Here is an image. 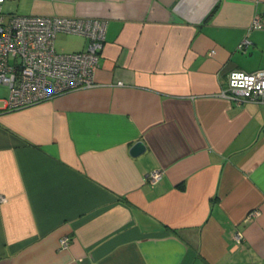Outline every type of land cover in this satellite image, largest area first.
I'll return each mask as SVG.
<instances>
[{
  "label": "crops",
  "instance_id": "1",
  "mask_svg": "<svg viewBox=\"0 0 264 264\" xmlns=\"http://www.w3.org/2000/svg\"><path fill=\"white\" fill-rule=\"evenodd\" d=\"M2 8L106 29L94 87L14 110L0 99V264H264V104L221 94L229 71L264 69L251 28L264 0ZM72 36L67 52L87 48Z\"/></svg>",
  "mask_w": 264,
  "mask_h": 264
},
{
  "label": "built area",
  "instance_id": "2",
  "mask_svg": "<svg viewBox=\"0 0 264 264\" xmlns=\"http://www.w3.org/2000/svg\"><path fill=\"white\" fill-rule=\"evenodd\" d=\"M3 1L0 0V85L8 88L7 109L31 106L97 84L95 72L105 41L104 18L5 13ZM251 28H264V18L255 15ZM58 32L85 36L87 48L57 51L55 37ZM247 42L243 39L238 48H244ZM116 83L121 84L120 81ZM221 94L229 100L264 104V69L229 71L226 88ZM160 177V170L149 174L151 182ZM258 213L251 212L253 215ZM242 237L240 231L232 235L235 243L241 242ZM68 240V237L61 238V247L66 246Z\"/></svg>",
  "mask_w": 264,
  "mask_h": 264
},
{
  "label": "rangeland",
  "instance_id": "3",
  "mask_svg": "<svg viewBox=\"0 0 264 264\" xmlns=\"http://www.w3.org/2000/svg\"><path fill=\"white\" fill-rule=\"evenodd\" d=\"M7 13L5 10H3ZM72 34V33H69ZM73 35V34H72ZM72 35H65L62 32H58L55 37V49L59 52H67L66 48H68L71 44L78 40L75 36ZM8 96V88L5 85H0V99L5 98Z\"/></svg>",
  "mask_w": 264,
  "mask_h": 264
},
{
  "label": "water",
  "instance_id": "4",
  "mask_svg": "<svg viewBox=\"0 0 264 264\" xmlns=\"http://www.w3.org/2000/svg\"><path fill=\"white\" fill-rule=\"evenodd\" d=\"M145 149V146L142 141H136L131 147H130V153L133 156H137L138 154L142 153Z\"/></svg>",
  "mask_w": 264,
  "mask_h": 264
}]
</instances>
